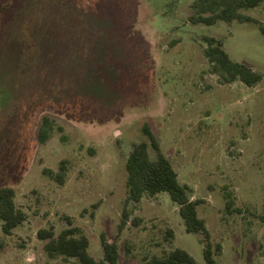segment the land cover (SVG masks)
<instances>
[{
  "label": "rangeland",
  "instance_id": "rangeland-1",
  "mask_svg": "<svg viewBox=\"0 0 264 264\" xmlns=\"http://www.w3.org/2000/svg\"><path fill=\"white\" fill-rule=\"evenodd\" d=\"M193 2L0 0V188L27 214L11 235L0 221V264H71L49 257L38 233L74 227L97 261L105 236L119 264L177 248L206 264L204 235L187 232L168 193L126 205L134 145L157 157L146 127L200 201L217 261L264 264V34L249 22L192 24ZM242 13L264 25V3ZM207 37L261 82L226 83Z\"/></svg>",
  "mask_w": 264,
  "mask_h": 264
},
{
  "label": "trees",
  "instance_id": "trees-1",
  "mask_svg": "<svg viewBox=\"0 0 264 264\" xmlns=\"http://www.w3.org/2000/svg\"><path fill=\"white\" fill-rule=\"evenodd\" d=\"M264 0H194L192 8L194 13L190 17L192 24L214 25L219 21L227 23H256L264 34V25L256 19L242 13L244 9H253L261 6ZM208 47L205 50L206 57L214 65V70L219 73L226 83H233L241 80L249 87L259 84L262 76L248 66L231 59L230 55L223 48V42L213 37H207ZM52 127L48 118H45L40 131L39 139L45 143ZM145 135L149 138L157 157L152 158L149 150V143L136 144L128 158L126 169L128 173L126 205L131 202L139 203L144 196H156L161 193H168L179 207L180 215L190 234L204 235V259L206 264H220L216 259L217 252L222 251V246L214 244L211 234L204 219L200 218L198 206L200 201H194L190 197V189L180 182L178 173L171 161L163 154L153 132L146 127ZM63 182V178L59 177ZM16 192L10 187L0 188V221L3 231L11 235L17 227L24 224L27 214L19 209L16 204ZM233 206L232 201L228 202V208ZM264 222V216L261 217ZM128 221L127 210H124V219L120 229ZM173 235L172 232H170ZM38 236L45 241V251L49 257H64L71 260V264H119V247L115 242H109L105 236L102 237V246L105 252V259L97 261L89 251L90 241L80 228H68L58 236L54 230L42 229ZM3 246L0 240V247ZM143 264H200L188 251L174 249L162 257L156 256L146 260Z\"/></svg>",
  "mask_w": 264,
  "mask_h": 264
}]
</instances>
